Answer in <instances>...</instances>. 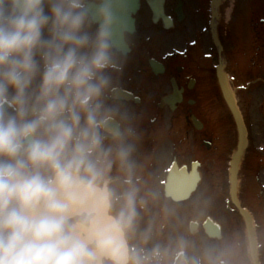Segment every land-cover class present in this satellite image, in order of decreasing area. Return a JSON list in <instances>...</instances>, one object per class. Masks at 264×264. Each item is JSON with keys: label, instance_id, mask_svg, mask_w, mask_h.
<instances>
[{"label": "clouds", "instance_id": "obj_1", "mask_svg": "<svg viewBox=\"0 0 264 264\" xmlns=\"http://www.w3.org/2000/svg\"><path fill=\"white\" fill-rule=\"evenodd\" d=\"M131 3L0 0V264H234L158 238L176 209L138 159Z\"/></svg>", "mask_w": 264, "mask_h": 264}, {"label": "flooded vegetation", "instance_id": "obj_2", "mask_svg": "<svg viewBox=\"0 0 264 264\" xmlns=\"http://www.w3.org/2000/svg\"><path fill=\"white\" fill-rule=\"evenodd\" d=\"M213 1L215 0H165L166 20L158 22L154 20L151 6L144 4L149 12V22L161 24L164 30L171 32L176 43H181V47H173L170 53H165L162 75H153L152 70H146L150 75L142 76L141 81L132 82L134 90H130L136 97L145 96L140 97L139 103L132 102L134 109L139 110H135L140 132L138 159L146 176L163 194V203L176 209V215L164 221L158 238L166 241L170 236L187 235L195 242L197 249L211 244V238L204 227L209 216L205 219L203 217L211 206L209 202L215 200L217 204L221 197L217 186V180L221 177L227 176L231 202L230 163L237 157L241 159L238 170L240 202L243 205L242 198H246L253 207L261 205L264 214V0H217V6ZM138 21L137 19V23ZM215 31L220 41L222 40V45H225L222 35L244 34L251 39V43L246 46L248 55L245 76L242 79L236 76L233 81L245 121L247 145L242 146V149L240 127L229 110L226 115L218 114L212 127L203 124L198 128L189 118L191 112L196 116L202 112L198 86L203 83L202 79L189 71L188 62L192 59L189 57H194L196 61H209L213 53L217 54L215 74L207 76L204 81L212 84L216 79L218 84L220 53L213 41ZM200 35L207 39V48L203 46L205 41ZM135 55L134 47L129 56L133 57L132 61L137 60L138 56ZM150 80L157 81L160 87L155 91L149 90ZM174 83L182 92L183 100L173 112L170 105L161 108L159 104L164 89L168 86L169 90L165 95L170 94ZM209 98L212 96H203V100ZM215 104L222 108L225 106L219 96ZM167 113L171 115L170 120H173L176 128L178 124L184 123L183 131L172 130V124H167V128L163 127V121H159V118ZM218 129L220 130L216 133L214 130ZM213 136L215 141L212 139L207 142ZM173 151H178V154ZM187 151L189 156L185 155ZM174 165L177 167L176 172H173ZM230 202L227 201L228 209H232ZM216 204L212 206L215 207ZM151 214H161V206L155 207ZM147 219L148 217L145 218V223ZM192 221H196L200 229L195 236L187 231ZM201 233L205 236L199 237ZM234 264L251 263L248 255L243 254L239 256V260L234 259Z\"/></svg>", "mask_w": 264, "mask_h": 264}, {"label": "rangeland", "instance_id": "obj_3", "mask_svg": "<svg viewBox=\"0 0 264 264\" xmlns=\"http://www.w3.org/2000/svg\"><path fill=\"white\" fill-rule=\"evenodd\" d=\"M139 10V12L136 15V19H138V23L136 22L135 26V48H136V61H132L131 59L133 57H129L123 79L126 90H134L132 82L134 81H141L142 76H148L150 75L146 70L151 71L153 75H162L164 71V65H163V57L165 56V53H170L171 49L173 47H181V43H176L173 35L171 32H167L164 30L160 25L158 24H151L149 22V12L144 6ZM201 39L205 41L203 43V46L207 48V39L200 35ZM222 38H224L225 46L223 51V57L225 59L226 64V72L229 75L230 78V84L233 90H235V84L233 83L235 77L242 79L245 76V69L247 66V55L246 54V46H248L251 43L250 36L244 35V34H233V35H222ZM222 41V40H221ZM200 57V52L197 53ZM162 58V59H161ZM188 62V68L189 71H192L195 77L202 79L203 83L199 84V92L201 95L198 97L199 101L202 102V109L201 113L198 118L195 114L191 112V116L189 117L191 122L199 128V125L197 123L201 124H209L211 127L216 123L218 114L222 116L223 114H228V108L227 106H221L216 105L218 96L220 95V89L218 88V84H216L215 81L211 83H206L204 81L207 76L214 75V68L217 65L218 57L217 54L213 53L209 61L202 60V61H196L194 57ZM201 58V57H200ZM131 60V61H130ZM130 61V62H129ZM161 66L162 70H159L156 72V67ZM188 72V71H187ZM189 74V73H187ZM150 83L149 90H156L160 87L159 83L157 81H149ZM174 85V84H173ZM177 85V84H176ZM208 89V90H207ZM169 90V87L167 86L164 89V92L161 96V102L159 104V107L163 108V106H166L167 104H163V100L166 96L175 94V89L173 87L172 92L168 95H165V93ZM207 91V92H206ZM132 92V91H130ZM133 93V92H132ZM134 94V93H133ZM212 96V98L204 99L203 96ZM218 95V96H217ZM136 97V95H135ZM140 97H145L140 95ZM139 96L136 97L138 100L136 103L140 102ZM237 97V96H236ZM238 98V97H237ZM182 102V101H181ZM180 102V103H181ZM135 103V104H136ZM179 102H175V107L177 108V105ZM239 105V104H238ZM138 110V109H135ZM176 110V109H173ZM139 111V110H138ZM174 112V111H173ZM149 116V115H148ZM146 116V117H148ZM170 114L167 113L165 116H162L159 118V121H163V127L167 128V124H172L173 129H179L180 131L184 130L182 127V124H178V128H176V124L173 123V120H170ZM202 118V119H201ZM220 129L214 130L216 133L219 132ZM183 137V136H181ZM215 141V137H210L207 142H210L209 140ZM177 150V149H176ZM174 153L178 154V151H173ZM188 151L185 153L186 156L188 155ZM211 167V165H209ZM222 164H219V167H221ZM221 177V176H220ZM206 180V179H205ZM207 180L211 181V178H208ZM217 186L218 190L220 191V199L218 200V203L216 204V201H210L209 205L210 208L206 210L205 216L203 219H205L207 216L213 217L216 222H219L223 226V238L222 239H211L210 242L212 244L221 245V246H227L231 249L233 254V259L239 260V256H242L243 254L248 255V241H247V235H246V228L243 221V218L241 215L236 212V207L230 202V196H229V183L227 182V176L226 178L221 177L219 180H217ZM237 184H239V180H237ZM206 189H208L206 187ZM238 190V187H237ZM206 200V199H205ZM227 201L231 203L232 209H228ZM243 201V207L247 208L252 215L255 217V220L258 224V245H259V254L262 264H264V214H263V206L260 205V207H253L249 205L250 203L247 201L246 198H242ZM212 204H216L215 207L212 206ZM212 207L214 210L211 212ZM235 209V210H234ZM199 237L205 236L203 233L198 235ZM205 238V237H204ZM205 242H207L206 238L204 239ZM197 247V245H196ZM203 248V247H201ZM250 260V258H249ZM251 263V260H250Z\"/></svg>", "mask_w": 264, "mask_h": 264}, {"label": "water", "instance_id": "obj_4", "mask_svg": "<svg viewBox=\"0 0 264 264\" xmlns=\"http://www.w3.org/2000/svg\"><path fill=\"white\" fill-rule=\"evenodd\" d=\"M157 3H153V6L155 7L156 4L161 5L163 3V0H156ZM140 2L141 0H132L131 3V14L136 13L138 11V9L140 8ZM156 8V7H155ZM162 11V10H161ZM155 13H158L155 9ZM132 23H134V21L132 20ZM219 80H220V85H221V89L223 92V96L229 106V108L232 110V112L234 113L237 123L239 125H243V119L240 115V112L238 110V106H237V101L235 99V95L232 92V90L230 89L229 83H228V79L227 76L224 72V66L223 64H221L220 66V71H219ZM243 131V130H242ZM234 180V179H233ZM234 198L236 201V190L234 187ZM241 210V213L244 215L246 221H247V228H248V235H249V241H250V249H252V258L255 260L256 264H259L258 261V256H257V243H256V238H255V234H256V229L254 226V222L251 218V216L245 211V210ZM220 234V229L218 228L216 231V235Z\"/></svg>", "mask_w": 264, "mask_h": 264}, {"label": "bare ground", "instance_id": "obj_5", "mask_svg": "<svg viewBox=\"0 0 264 264\" xmlns=\"http://www.w3.org/2000/svg\"><path fill=\"white\" fill-rule=\"evenodd\" d=\"M177 171V167L175 166V169H174V171L173 172H176Z\"/></svg>", "mask_w": 264, "mask_h": 264}]
</instances>
